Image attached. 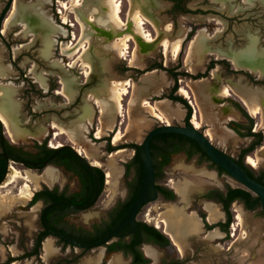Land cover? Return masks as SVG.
<instances>
[{
    "label": "rangeland",
    "instance_id": "1",
    "mask_svg": "<svg viewBox=\"0 0 264 264\" xmlns=\"http://www.w3.org/2000/svg\"><path fill=\"white\" fill-rule=\"evenodd\" d=\"M7 1L0 0V13ZM36 1L38 0H15L14 6L16 4L22 7L29 3H36ZM40 1L43 4L44 19H49L55 27H63L66 30V36L60 33L52 34L54 42L52 41L53 44L49 45V26L46 24L32 21L29 28H26V25L21 22L4 24L3 37L0 38V68L2 70L0 73V107L3 105L2 91L6 89L7 85H12L15 88V99L19 105L18 137L14 139L8 132L6 135L14 142L19 141V145L28 151L33 150L36 142L41 143L45 139H47L48 145L71 144L81 150L67 134L56 137L55 133L58 130L52 126L58 124L69 127L72 124L85 123L87 122L85 111L88 106L92 110L95 109L92 122L85 123L86 131H84L85 138L83 140L86 150L80 152L89 158V161H94V164L103 171L106 183L105 191L97 206L92 211L77 215V218H71L72 221L83 223L86 226L102 217L116 201L126 197V185L134 177L133 170L127 173L125 167L131 161L134 149L126 146L132 143L140 145L148 131L161 122L164 123V120L151 116L141 106L140 90L145 88L148 91L146 99L151 104H155L156 101L168 103L167 108L175 113L170 123L172 121L177 123V120L182 122L183 114L179 106L171 104L166 98L167 93L174 85L173 79L167 71L154 67L161 63L164 69L178 68L179 72L185 71L194 75L206 72L208 81H203L212 87L219 88L217 93L225 87L233 90L230 92L236 93L240 87H252L246 83L252 82L256 78L253 74H261H256L246 68H238L226 54L234 52L243 55L246 52L250 53L249 51L253 49L256 57L264 55L260 52L264 49V0H252L251 2L243 0L244 4H242V0H233L229 3L227 0H222V2L219 0L218 2L215 0H189L185 4L184 12L174 10V0H119L121 18L127 23L132 22L134 30L133 13L139 11L149 20L144 25L145 30L157 39L152 52L142 55L139 65L130 62L135 48L138 46L136 39H132L128 43L127 53L121 55L117 39H112L109 34L108 31L113 36H117L123 30L114 27L111 21L102 19L105 17L104 12L106 11L105 0H80L83 11L90 13L94 19L106 21L105 24H93V28L88 27L87 32L83 31L82 25L77 20L73 0ZM65 4L68 8L64 7ZM9 14L10 12L7 16ZM201 30L206 36V45L205 47L200 46L198 50L195 49L193 57L195 69L190 70L186 61L190 43ZM134 32L136 33V31ZM106 33H108L107 36ZM190 33H192V37L187 40ZM180 37L183 39V44L179 54L174 56L172 53H165L164 47L161 45L162 39L166 38L173 42ZM81 40H87V51L78 65L75 63V66H71L70 63L77 60L80 54L65 56L62 44L69 43L74 46ZM222 59L230 61V67L234 73H238L236 79L228 77L225 68L220 63L215 64L213 71L207 72L208 64ZM81 63L82 65H80ZM86 63L92 68L88 76L85 73L88 69L85 66ZM234 67L244 70L238 71ZM148 69L151 70L148 71ZM139 70L144 73L139 74ZM43 77L46 80L47 88L42 83ZM211 77L214 81L210 79ZM238 78L240 79L238 80ZM127 79L132 83V86L128 87V93L123 98V112L117 118L112 130L103 128L102 136L98 138L97 132L101 129L100 107L95 102V98L100 101L111 100L113 83ZM192 82V79L189 78L181 77L178 80L180 88H185L188 91L191 89L195 93L194 96L203 100L204 110L199 113L204 129L211 134V137L205 132L206 135L217 147L230 156L238 158L242 148L250 143V139L240 137L235 133L234 122L225 118L222 110L225 107L230 109L233 112V121L246 123V119L235 109L234 111L231 109L234 103L232 98L226 100L219 93L217 99H214L201 90L202 81ZM223 99L225 103L221 104ZM187 101L190 100L187 99ZM237 103L244 108V104L243 106L240 102ZM261 106L264 108V105ZM130 108L139 110L141 117L139 119L131 117ZM248 114L254 121L253 129L263 132L264 117L252 115L249 111ZM118 131L123 136L119 141H114ZM107 139H109L110 145L117 148L116 151L106 152ZM118 150H124V152L115 154ZM258 151L259 147L248 156L256 157ZM247 157H245L244 163L250 168L256 172L264 169V158L263 161L253 166L248 163ZM12 165L8 176L0 185V259L3 262L7 256L23 255L24 252L18 247V243L24 242L28 249L33 246L34 237L40 231L41 204L31 205L30 199H32L33 193L40 188L41 182L48 181L51 172L53 173V170L48 168L42 176H39L37 171L20 165ZM108 173L114 175L110 180L107 177ZM163 177L168 186L170 188L173 186L178 194L179 187L186 185L192 186L193 190L186 201L180 194V196L176 194L177 203L175 204L177 206L173 205L174 203L165 205V203L159 202L144 209L139 220L158 227L161 231H164L165 228L164 221L170 219L166 213L169 207L180 208L182 206L188 213L193 211L197 214L200 211V215L207 219L205 209L207 203L201 202L199 198L201 193L210 188L223 189V186L229 183L234 187L240 185L225 174L219 175L209 164H199L196 159L187 160L182 155L173 156L169 166L164 169ZM35 179L40 181L36 182ZM25 189L28 192H25ZM24 192L25 196L22 195ZM233 209H237L236 212H232L234 228L231 232L235 235L225 237L224 233H220L219 230L220 236H210V231L205 235L202 222L201 233L189 237L185 241L182 252L172 243L163 248L144 245L142 251L144 256L149 259L148 264H163L170 260L183 261V264H264V215L260 210L246 211L238 203H235ZM89 217L92 218L88 219ZM47 239L52 241L54 253L45 258L43 245ZM47 239L42 243L39 258L31 257L17 261V264H66L64 260L75 257H77L76 264H86L91 257L101 253V264H110L112 254L106 255V247L94 249L82 255L80 250L70 246L63 247L58 240L52 237ZM147 247L155 249L157 255L150 256ZM121 259L123 264H131L130 258L124 259L121 256Z\"/></svg>",
    "mask_w": 264,
    "mask_h": 264
},
{
    "label": "flooded vegetation",
    "instance_id": "2",
    "mask_svg": "<svg viewBox=\"0 0 264 264\" xmlns=\"http://www.w3.org/2000/svg\"><path fill=\"white\" fill-rule=\"evenodd\" d=\"M187 1H189V0H174V2H173L174 10L180 11V12H184L185 11V4H186ZM215 1L218 2V0H215ZM227 1H225V3L226 2L229 3V2H231L233 0H230V1L227 0ZM256 1H259V0H256ZM219 2H222V0L221 1L219 0ZM213 3H215V2H213ZM216 4H218V3H216ZM242 4H244L243 0H242ZM205 45H206V41L204 40V46L203 47H205ZM231 53L235 54L234 52H230V53L226 54L228 56V58H229V55ZM221 61H226L228 63V65L227 64H222L223 67L225 68L226 75L228 77H231L232 79H236V75H238V73H234V71L232 70V67H230V61L228 59H222ZM214 66H215V64L213 66H212V63L208 64L207 67H206L207 72H210L211 70L213 71L214 70ZM229 68H231V69H229ZM236 70L242 71L244 69H236ZM248 72L250 74H253V73H251L253 71H251V72L248 71ZM185 73L189 74V76H185L184 75ZM256 74H258V73L256 72ZM169 75H170V73H169ZM253 75L256 78L253 79L252 82L246 83L247 85L252 86V87H247V88H259V89L264 91V74H260V75L253 74ZM261 75L263 77H260ZM170 76H171V78L174 81V85L169 90V92L167 93V97L166 98L169 99L171 104H175V106H179V109H180V111L183 114V117L181 119L182 122H179V120H177V123H175L173 121H172L173 123L172 122L171 123L173 125H177V126H186V125H188V126L194 127V128L200 130L202 133H204L206 135L207 132L205 131L204 125L202 124L203 121L201 119V114L199 113L200 111L196 110V107H195V105L193 103L194 100H195L194 92L191 89H189V91L187 90L190 93V97L189 98L186 97L185 95H183L182 91H181L182 88L179 87L178 80H179V78L182 77L184 79H187V78L192 79L193 82H201V81L203 82V80H207L208 81V79H207L208 74L206 72H199L196 75H194V74H191V73L185 72V71L179 72L178 68H175V69L173 68L172 69V75H170ZM237 77H240V76H237ZM210 79L212 80L213 78L211 77ZM239 79L240 78H238V80ZM238 80H236V81H238ZM212 81H214V80H212ZM207 84L212 90H215V91H214L213 94L212 93H206V91H204V92L207 95L213 97L214 99H217V97L219 96V93H220V92L217 93V89H219V88L212 87L209 83H207ZM188 88H189V86H188ZM230 91H233V90H230ZM166 98H164V99H166ZM229 98H232V100L234 101V103L232 104L233 108H231L230 106L229 107L233 111L235 109V111H237V113H239L242 117H244L246 119V123L243 122V121H233V119H229V121H232V123L234 122V131H235V133H237V134H238V132L244 133L246 131L245 126L249 125V120L244 116L243 111H245L248 114V111H246L248 109H246V107L243 105L242 99L239 97V95L236 92H230L229 96L226 97L225 99L228 100ZM187 99H189L190 101H187ZM237 102H240L244 106V108L241 105H239ZM224 103L225 102H224V99H223V102L221 104H224ZM250 116L251 115H249V117ZM195 120L197 122L200 121L199 122L200 126L198 128L196 126H194V121ZM0 122L2 123L1 120H0ZM161 124H166V123L165 122L164 123L161 122ZM2 125H3V123H2ZM243 126H244V128H243ZM252 131L253 132H258L256 130H254L253 127H252ZM110 132H114V131H110ZM6 133H7V130L5 129V126L3 125V129L2 130L0 129V185L3 183L5 178L8 176L9 171H10V167H11L12 164L20 165V166H23V167H25L27 169H31V170L37 171L39 176H42L44 174V172L46 171V169H48V168L52 169L53 170V176L52 177H48V181L41 182L42 184L40 185V188L33 193V197L35 196V193H38L37 202H35L34 204H31V201L33 200V197H32V199H30V204L31 205H36V204L40 203L41 204V209H42L43 207H45L48 204H51V203H53L55 201H66V202H69V203H71L73 205H77V206L86 205V204L90 203L94 199L95 194H96V190H97V184H98L99 188H100L99 199L89 210L80 211V210H75V209H72V208H69V207H66V206H61V205L54 206L50 210L47 211V213L45 215V222L47 221L48 224L52 225L53 227L59 228L60 230H63L64 232H66L67 234L72 236L75 240L76 239H78V240H88L87 242H84V243H89V242H94V241L100 240L102 238V237H99L100 235H102L105 232H106L105 233V235H106L112 229V227L116 223L114 225H112L110 230H109V226L113 223L114 219L117 216H119V214L121 213L122 208L124 207L125 203L128 202L132 198V196H133V194L135 192V185H132L134 183V180H135L134 177L131 178L128 181L127 185H126V188H125L126 189V197L123 200L116 201L108 209V211H106L104 213V215H102V217H100L98 220L92 221L91 223H89L88 226L83 225V223L74 222V221L71 220V218L72 217H76L77 218V215H83L84 213L92 211L97 206V204H98L103 192L105 191L106 179L102 178L100 176V173L98 171H96V169H99V168L97 167V165L94 164V161L93 162L89 161L90 159L87 158L84 154L81 153V155L94 168V170L96 172V175H97V179H95L93 177L91 171L76 157L74 152L68 147L67 148H63L54 159L49 161L47 165L43 166V162L45 160H47L53 154V152L55 150H57V149H59L61 147H65L66 145H71V144H61L59 146H58V144H56V146H52V144L48 145L47 139H45L41 143L36 142L34 144L33 150L32 151H28V150H25L23 147H21L19 145V143H18L19 141L18 142H14L12 139L10 140L7 137ZM262 133L264 135V131ZM166 134H173V133H166ZM176 135L183 136V135H179V134H176ZM108 136L110 137V134H108ZM184 137H186V136H184ZM245 138H249V137H245ZM177 139H180V137H178ZM249 139H250V142H251L252 139L251 138H249ZM106 141H107L106 152L112 153V152L116 151V150H114V151L109 150V139H107ZM44 142H46V148H40V146H42L44 144ZM263 143H264V141H263ZM263 143H262V145H263ZM162 144H163V142H161V149H160V151L158 153V157H157V161L160 163V167L162 169L161 178H159L158 182H156V185L159 186L158 189L156 187L157 192H158V199H160L163 203H165V205L172 204V203H174L173 205H176L175 204V203H177L176 194L178 196H180V195L176 192V190H175V188L173 186L171 188L168 186V184L164 181L165 178L163 177L164 169L167 166H169L173 156L182 155L187 160L196 159L199 164L207 163V164H209L210 167H211V163L212 162L211 161H207V160H202L201 161V155L198 154V153L190 155L191 151L195 150V147L193 146V140H191V139H190V141L184 140L182 142L180 140L173 139V141L170 143V146H166V147L165 146L163 147ZM71 146H73L77 150V148L74 145H71ZM175 148H178L179 150L174 151ZM220 150H222V149H220ZM223 152H225V151H223ZM241 152H242V150L240 151V153ZM134 155H135V150H134ZM134 155H133V157H134ZM247 156H245V157H247ZM133 157H132V159H133ZM245 157L243 158V162H244ZM232 158L234 160H238L239 159V157L238 158L232 157ZM21 161L37 163L39 168L34 167V166H25L23 163H21ZM246 166L249 167L248 165H246ZM212 169L216 170L215 168H212ZM261 170H263V169H261ZM217 173H218V171H217ZM224 174L229 176L226 172ZM219 175H223V174H219ZM230 178H232V177H230ZM229 187L230 188H239V187H242V186L239 185V186H235L234 187V186H231L230 183H229V184L224 185L223 189L210 188L208 190L203 191L201 193V195L199 196L201 202H203V203H211V202H212V204L215 203L216 204L215 206H217L218 209L220 210V212L222 213L221 219L219 221L211 224V223H209V221L207 219H204L203 216L200 215V211L197 212V215L201 218V221L203 222V227H204L203 228V234L206 235V233H208L209 231L217 229V230L220 231V233L223 232L225 237H227L228 235H230V236L235 235V234H232V232H231V230L234 228L232 226L233 225V218H234V215L232 214V212L233 211H235V212L237 211V209H233V206L235 205V203H238L239 205H241V207L243 206V208L245 209V207L243 205V202L241 200H239V199H235L231 203L230 213H231V216H232V222L230 223L229 230L227 231L225 229V224L228 221L229 215L223 208L224 207V202H221V200H220L221 199V195L217 194V193H214V191H220V192H222L224 194L225 198H227L229 196V193H228V188ZM146 205H144L142 207V209L140 210L139 214L142 212L143 208ZM180 207H182V206H180ZM202 210H203V208H202ZM246 211L254 212V211H258V209H256V210H246ZM139 214H138V216H139ZM138 216H137V222L138 223H137L136 230L132 234H130L129 236H124V237L118 238L117 240L113 241L112 243L117 242L120 239H125L126 240V244H129L130 242L137 243V241L145 239L144 233L137 232L138 229H139V222L140 221L145 222L143 220H139ZM90 218H92V217H89L88 219H90ZM236 219H237V216H236ZM39 224H40V231H39V233L36 236H39L42 233V231H44L42 226H41L40 220H39ZM153 227H155V226H153ZM155 228L158 229V227H155ZM127 229H129V227H127L125 230H127ZM162 232L166 235V233L164 231H162ZM192 239H194V238H192ZM89 240H91V241H89ZM43 242H44V240H43ZM79 242H81V241H79ZM112 243L107 244L105 246L107 248L106 255L118 254L119 253V254H121V256L124 259L130 258L131 264H132L133 255L132 254H125L124 250H119L120 247L124 246V242L123 243L120 242L116 246V248H114L113 250L111 248H109V245H111ZM19 245H20V243H18V247H19ZM144 245H151V246L154 245V246H157L159 248L167 247V246H159V245H157V244H155L153 242H142V244H140L138 249L142 251ZM142 253H143V251H142ZM81 254L83 255L82 252H81ZM18 257L19 256H17V257L7 256L6 260L4 262L0 259V264L8 263L10 258H18ZM17 261H19V260H13L11 262L16 263ZM173 261L174 262H178L179 264H183V261H179V260H170V261H168L166 263L173 262ZM11 262H9L8 264H10ZM70 262H71V264H76L77 257H75L73 259H69V260L68 259L64 260V263H70Z\"/></svg>",
    "mask_w": 264,
    "mask_h": 264
},
{
    "label": "bare ground",
    "instance_id": "3",
    "mask_svg": "<svg viewBox=\"0 0 264 264\" xmlns=\"http://www.w3.org/2000/svg\"><path fill=\"white\" fill-rule=\"evenodd\" d=\"M15 1V0H14ZM247 2H251L252 0H246ZM41 1L38 0L36 3L26 4L23 7H20L18 5L13 3L12 9L10 11L9 16L4 21V24L9 25L13 22H21L22 24L26 25V28H29L31 26L32 21H39L42 24H46L49 26V38H48V44H53L52 41V34L60 33L66 36V30L61 26H53L49 19L46 18V20L43 17L42 9H41ZM104 4L106 5V11L104 12V16L102 19H107L111 21V24L114 25L116 28H120L123 31L129 29L131 27V30L128 32H120L117 36H113L110 31L109 34L111 35L112 39H117L116 42L119 45V51L121 55H125L129 49L128 43L132 39H136L138 46H136L135 51L133 53V57L130 60L131 63L134 65H139L141 63L142 55H148L152 52L153 45H155V39L150 33H148L144 25L146 22H149L148 18L140 14L139 11H136L133 13V19L135 22V28L133 30V23L132 22H125L121 16V3L119 0H105ZM73 6L75 9V12L77 14V20L82 25L83 31L87 32L88 27H92L93 24H105L106 21H102L100 19H94L90 13H87L83 11L82 4L80 3V0H73ZM65 8H68V6L65 4ZM110 25V24H109ZM108 25V26H109ZM112 25V26H113ZM93 28V27H92ZM113 30V29H112ZM169 30V29H168ZM4 30H2L3 33ZM136 31V33L134 32ZM204 31L201 30L197 34V36L191 41L189 52H188V58H187V65L189 66L190 70L195 69V60L194 58V52L195 49H200V46H204V40L206 39ZM117 33V32H116ZM124 33V34H122ZM108 33H106V36ZM110 37V36H109ZM87 40H81L78 44L72 46V44L69 43H63L62 48L65 56H71L74 54H80L77 60H74L72 63H70L71 66H75V63H79L84 53L87 51ZM183 43V39L177 38L173 42H170L168 39L164 38L161 41V45L164 47L165 53H172V55L177 56L180 52L181 46ZM82 45V46H81ZM139 47V48H138ZM53 48V47H52ZM250 53L246 52L243 53V55L239 54H233L231 53L229 55L230 60L236 65L238 68H246L251 71L264 74V55L255 56L254 50L252 49L249 51ZM200 58V57H199ZM196 59V58H195ZM84 63V62H82ZM82 63L80 65H82ZM85 66L88 68L86 69V75L88 76L90 73V70H92L91 66L89 64H85ZM2 72L0 68V73ZM42 83L45 88H47V83L45 78H42ZM113 88L111 89V100H105L100 101L98 98H95V102L99 104L100 107V124L101 129L98 130V138L102 136L103 128H107V130H112L114 127L117 118L122 114L123 112V98L128 93V87L132 86V83L127 80H119L113 83ZM201 90L206 91V93H214L215 90H212L205 81L201 82ZM69 90V88H68ZM182 94L186 97H190V93L185 89H181ZM194 92V91H193ZM148 91L145 88H142L140 90V96L142 97L141 106L147 110V113H149L153 117H157L159 119L164 120L165 123L170 124V120L175 116V113L172 112L167 108V102L166 101H156L155 104H151L147 99ZM221 96L223 98H226L229 96L230 89L225 87L223 90H221ZM237 94L242 99L243 104L248 109V111L252 115H262L264 117V108L261 105H264V91L259 88H246V87H240L239 90H237ZM195 95V93H194ZM16 91L15 88L12 85H7L6 89L2 91V99H3V105L0 107V120L4 124L5 128L7 129V132L12 138L18 137V131H17V115L19 111V105L17 100L15 99ZM194 105L196 107V110L200 111L202 113L204 106H203V100L197 96H195ZM92 106V105H91ZM93 108V107H92ZM95 110V109H93ZM93 110L88 106L85 113H87V122L86 124L92 122L93 118ZM130 116L136 119H139L140 113L139 110L130 108L129 109ZM223 115H225V118L233 119L234 116L232 115V111L228 108H224L222 110ZM82 122L81 124H72L69 127L60 126L58 124H53V128L57 129L58 131L55 133V136L61 134H67L71 140L78 145L81 150H78L79 152H85V141L83 140L84 137V131H86V124ZM194 125L198 128L200 126L199 122L196 120L194 121ZM46 132V131H45ZM42 132V133H45ZM41 133V134H42ZM40 134V135H41ZM209 136L211 137L210 133ZM83 136V137H82ZM123 134L118 131L114 137V141H119L122 138ZM121 152H124V150H118L115 152V154H119ZM264 158V145L259 147V151L256 155V157L248 156V163H250L253 166H256L259 162L263 161ZM53 176V173L51 172L50 177ZM112 173H108L107 177L110 180L113 178ZM36 182H39V179H35ZM193 187L190 185H186L183 187H179L178 191L179 194L182 196L183 200H187V197L192 192ZM25 192H28L25 189ZM23 193L22 195L25 196L26 193ZM206 212H207V220L209 222H215L218 221L222 215L220 210L217 206H215L212 203H207L205 206ZM167 215L169 216V220L164 221L165 228L164 232L170 237L173 244L176 246V248L179 251H184V245L185 241L191 237L196 236L201 233L202 231V221L201 218L195 213V212H187L185 208L183 207H169L167 209ZM172 218V219H171ZM240 218V216H239ZM210 236H220L218 230H212L209 232ZM245 237V236H244ZM147 252L150 256H156L157 251L151 247H147ZM53 244L52 241L47 239L44 242L43 245V251L45 258L50 257L53 254ZM102 259V254L96 255L93 259L86 262V264H99ZM17 264V263H13ZM110 264H123V261L121 259L120 254H112L110 259Z\"/></svg>",
    "mask_w": 264,
    "mask_h": 264
},
{
    "label": "water",
    "instance_id": "4",
    "mask_svg": "<svg viewBox=\"0 0 264 264\" xmlns=\"http://www.w3.org/2000/svg\"><path fill=\"white\" fill-rule=\"evenodd\" d=\"M14 0H8L4 8L0 13V37H3L2 30L4 26V21L7 14L11 11ZM131 30V27L125 31L128 32ZM122 33V34H124ZM264 53V49L260 50ZM173 133L186 136L191 140L195 141L201 150L207 155L210 161L220 168H222L230 177L237 181L244 189L257 196L261 202V210L264 212V185L257 182L255 179L251 178L246 170L239 165L231 156L220 150L216 147L212 141L200 130L191 127V126H177L171 124H159L153 127L148 133H146L142 143L139 145L138 156L142 162L143 166V177L140 189L132 204L126 213L116 222L112 229L104 235L100 240L84 243L75 240L72 236L67 233L59 232L49 228L45 222V215L48 210L54 206H66L75 210L85 211L89 210L99 199L100 188L97 184V190L94 199L82 206L73 205L66 201H55L47 206L43 207L39 213V220L41 226L46 233V238L52 237L56 240L61 239L67 243L70 247L80 250L83 254H86L88 251L94 249L104 248L107 244L112 243L118 238L129 236L132 234L137 227V216L144 205H146L142 212L139 214L138 219H140L144 209L153 206L159 202H162L158 199V192L156 189V178H155V167L153 157L151 155L150 144L151 140L161 134ZM70 148L76 157L91 171L93 177L97 179L96 172L94 168L89 164V162L81 155V152L77 151L73 146L66 145L61 147L53 152V154L43 162V166L47 165L49 161L54 159L63 148ZM25 166H34L38 167L37 163H31L26 161H21ZM158 199V200H157ZM149 203V204H148ZM212 203V202H211ZM216 205L215 203H213ZM127 227L129 229L125 230ZM44 239V240H45ZM119 254V253H118ZM121 255V254H120ZM11 262L10 264H12Z\"/></svg>",
    "mask_w": 264,
    "mask_h": 264
},
{
    "label": "trees",
    "instance_id": "5",
    "mask_svg": "<svg viewBox=\"0 0 264 264\" xmlns=\"http://www.w3.org/2000/svg\"><path fill=\"white\" fill-rule=\"evenodd\" d=\"M192 37V33L189 34L187 40H189ZM186 40V41H187ZM216 63H220V64H227L228 63L226 61H214L212 63V66ZM156 66V65H155ZM154 68H158V69H163L167 72L170 73V75H172V69H164L163 65L161 63H159L157 65V67ZM151 69H148V71H150ZM139 74H143L144 71H138ZM185 76H189V74H184ZM244 116L249 120V125L245 126L246 131L244 133L238 132L239 136L245 138V137H249L252 139V141L250 142V144L246 147H244L242 149V152L239 155V159L235 160L239 165H241L246 172L248 173V175L255 179L257 182L261 183L264 185V169L260 170L258 172H256L254 169L247 167L244 162H243V158L247 155H250L252 153H254V151L263 143L264 141V135L261 131L258 132H253L252 131V127H253V119L249 117V115L243 111ZM4 125V124H3ZM3 125L0 122V129H3ZM244 128V126H243ZM178 137H180V139H177ZM173 139L176 140H180L181 142L184 140H188L190 141L189 138L184 137V136H178L176 134H161V135H157L155 136L152 140H151V144H150V150H151V155L153 157V161H154V167H155V178H156V182H158L159 178H161V174H162V169L160 167V163L157 161V157H158V153L161 149V142H163L162 146L166 147V146H170V143L173 141ZM193 146L195 147L194 151H191L190 155L193 154H200L201 155V161L202 160H207L210 161V159L202 152V150L200 149V147L193 141ZM126 147H130L132 149L135 150V155L133 157V159L126 164V172L128 173L130 170H133L134 172V183L132 185H135V192L132 196V198L125 203L124 207L122 208L121 213L119 214V216H117L113 223L109 226V230L111 229L112 225H114L124 214L125 212L128 210V208L130 207V205L132 204L133 200L135 199L139 188L141 186V182H142V177H143V166H142V162L138 156V150H139V145L132 143L130 145H127ZM40 148H46V142H44V144L42 146H40ZM109 150L114 151L117 150L116 147L112 146L109 144ZM179 150L178 148H175L174 151ZM211 168H215L219 174H224L225 171L216 166L214 163H211ZM96 171H98L100 173V176L102 178H104V173L100 170V169H96ZM157 189L159 188V186H157ZM214 193L220 194L221 195V202H224V210L228 213L229 217H228V221L225 224V229L228 231L229 230V225L232 222V216L230 213V206L231 203L233 202V200L235 199H239L243 202V205L245 207L246 210H260L261 214L264 215V212L261 210V202L259 200V198L255 195H253L252 193H250L249 191H247L246 189H244L243 187H239V188H228V193L229 196L227 198H225L224 194L220 191H214ZM231 194V195H230ZM173 195V194H172ZM38 193H35V196L33 197V200L31 201V204H34L35 202H37L38 200ZM47 225L49 228H51L52 230L55 231H59V232H64L63 230H60L59 228H55L52 225L48 224V222L46 221ZM108 230V231H109ZM137 232H141L144 233L145 235V239L144 240H139L137 241V243H133L130 242L129 244H126V240L125 239H120L117 242L112 243L111 245H109V248H111L112 250L114 248H116V246L120 243V242H124V246L120 247L119 250H124L125 254H132L133 255V262L132 264H148L149 263V259H147L141 250L138 249V247L140 246V244H142V242H153L159 246H168L171 244L172 240L170 239V237L167 235H165L161 230L156 229L155 227H153L152 225H149L145 222L140 221L139 222V229ZM106 233V232H105ZM105 233H103L102 235H100L99 237H103V235H105ZM46 233L44 231H42V233L39 236H35L34 237V244L33 246L28 249L25 247L24 242L20 243L19 247L23 250V255L19 256L18 258H10L8 263L13 261V260H24V259H29L31 257H36L39 258L40 256V252H41V248H42V242L43 240L46 238ZM97 239V238H96ZM78 240V239H76ZM171 240V241H170ZM59 243L63 245V247H67L68 245L61 239H58ZM81 242H87L88 240H78ZM91 241V240H89ZM133 243V244H132ZM173 244V242H172ZM174 245V244H173ZM175 246V245H174ZM176 247V246H175ZM8 263H4V264H8ZM14 263V262H13ZM66 264H71L70 263H66ZM164 264H179L178 262H169V263H164Z\"/></svg>",
    "mask_w": 264,
    "mask_h": 264
},
{
    "label": "crops",
    "instance_id": "6",
    "mask_svg": "<svg viewBox=\"0 0 264 264\" xmlns=\"http://www.w3.org/2000/svg\"><path fill=\"white\" fill-rule=\"evenodd\" d=\"M37 2V1H36ZM29 4H31V3H29ZM43 6V4L41 3V9L43 8L42 7ZM23 7V6H22ZM34 22H37V21H34ZM53 253H54V250H53ZM102 254V253H101ZM53 255V254H52ZM94 257H91L89 260H91V259H93ZM89 260H87V261H89ZM17 263V262H16ZM99 264H101V261H100V263Z\"/></svg>",
    "mask_w": 264,
    "mask_h": 264
}]
</instances>
